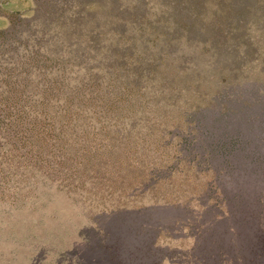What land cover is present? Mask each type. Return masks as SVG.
I'll return each instance as SVG.
<instances>
[{
	"label": "trees",
	"instance_id": "16d2710c",
	"mask_svg": "<svg viewBox=\"0 0 264 264\" xmlns=\"http://www.w3.org/2000/svg\"><path fill=\"white\" fill-rule=\"evenodd\" d=\"M31 1L34 3L32 17L12 14L8 28L0 30L1 38L10 35L13 42L4 52L6 63L13 68L4 71L9 75L0 73V122L3 124L0 146L5 150L0 161L6 166L15 160L40 168L43 157L32 150L35 143L30 135L38 131L43 136V121L60 113L67 122L58 128L52 125L51 131L58 130L53 135L55 143L60 135L64 141L70 138V134L64 133L70 130L71 136L75 131L82 133L81 140L75 142L94 155L98 149L112 151L118 145L121 152L116 155L114 166L122 157L136 160L132 171L135 179L144 172L150 175L152 167H167L164 156L170 158V154H165L169 150L161 149L167 146L185 153V156L176 153L175 166L184 161L193 168L199 164L209 166V180L214 182L208 183V192L204 193L201 183L196 182L194 187H198L193 192L181 183L162 193L181 200L174 204L186 207L190 215L203 214V210L218 206L225 213L239 211L249 194L247 183H264V101L252 99L257 96L253 94L256 88L264 97V48L259 51L264 46V0L253 2L263 18L254 24L245 20L244 13L249 7L246 0ZM41 12L45 15V25L42 22L40 30L34 29L40 32L39 36L14 37L17 28L24 25L28 28ZM99 15L100 19L92 21ZM51 19H62V26L67 23V34L71 28L73 37L63 42L65 52L56 54L57 48L48 50L44 46L50 34L46 23ZM19 39H25L28 46L20 48ZM3 50L1 47L0 54ZM228 56L235 64L230 73L224 72V58ZM70 61L77 64L71 72L70 81L76 80L71 87L72 98H52L66 79L58 70L71 64ZM36 64L41 65L42 71ZM31 70L37 71L34 79L39 84L37 89L41 87L43 92L37 99L39 106H26L25 111L17 106L23 102L22 98L14 94L27 81ZM45 70L50 71L48 78L43 73ZM54 89L57 91L53 92ZM72 100H75L73 107ZM93 129L98 133L93 132L91 136ZM85 133L87 136H83ZM171 133L176 138L174 144ZM98 135L103 136L102 140ZM94 144L100 148L96 150ZM58 146L62 147L61 141ZM188 148H191L189 152ZM114 157L109 152L104 164L111 166ZM68 159L67 152L59 153L58 166L66 168ZM95 171L99 174L98 168ZM82 172L81 177L86 173ZM218 173L221 176L217 177ZM126 177L121 172L110 183L125 184ZM130 186L119 188L125 187L122 190L125 191ZM256 187L253 183V188ZM101 191L98 188L96 194H102ZM157 194L149 197L152 203L153 200L172 201L162 200L169 195L160 199ZM116 196V200L128 203L120 206L113 202L114 211L139 212L143 209L140 203L145 204L136 195ZM198 202L200 205L196 207ZM136 216L132 214L131 220L143 226V221L140 223ZM126 217L121 219L127 223ZM133 225L131 222L126 226L133 232ZM193 236L186 233L179 241L186 242ZM157 240L154 245L158 244ZM22 260L3 256L0 259L1 264H22Z\"/></svg>",
	"mask_w": 264,
	"mask_h": 264
},
{
	"label": "rangeland",
	"instance_id": "374dc122",
	"mask_svg": "<svg viewBox=\"0 0 264 264\" xmlns=\"http://www.w3.org/2000/svg\"><path fill=\"white\" fill-rule=\"evenodd\" d=\"M253 2L254 0H246V5L252 9V12L247 7L244 17L248 23L254 24L263 18ZM33 5L31 0H0V30L8 28L9 17L12 14L13 16L18 14L22 18L32 17ZM41 13L32 20L28 28L25 25L24 28H20L21 26L17 28L14 37L21 38L26 34L33 38L39 36L40 32L34 29L40 30L42 22L44 23L45 15ZM100 17V15L96 16L92 21L95 22ZM47 21L46 28L49 29L50 34L43 45L48 50L57 48L56 54L67 51L63 48L65 47L63 42H67L66 38L73 37L71 28L67 34L65 29H68L69 25L66 23V26H62V19ZM90 23L89 20L88 26ZM28 29L31 31L28 32ZM10 38V35L0 37V48L4 49L0 54L1 75L3 73L9 75L4 71L13 68L6 63L8 60L4 55L5 50L13 44ZM19 41H21L20 48L28 46L25 39ZM263 48L264 46H261L259 51H263ZM200 51L202 52L201 49ZM224 61V72L230 73L235 66L234 61L229 56L225 57ZM75 65H77L75 62H71L62 70H58L60 75H66V79L61 86L62 89L52 98L71 97V87L76 83V80L70 81ZM35 67L42 71L41 65L36 64ZM51 67L54 69L53 65ZM36 72L31 70L27 81H23L17 88L14 97L22 98L23 101L17 106L26 108L37 105L39 101L37 99L43 89L41 87L37 89L39 84L36 85L34 79L37 76ZM47 72L48 70L43 72L46 73V78L50 75V71ZM56 91L54 89L53 92ZM253 94H257L252 98L253 100L264 101L257 88L253 90ZM74 101L72 100V107ZM57 114L50 117L51 120L43 121L42 126L45 127L43 136H39L38 131L30 135L35 143L34 149H31L43 157L40 168H31L15 160L6 166L4 161H0V259L1 256L16 261L20 258L24 259L22 264H59L62 261L64 264H264V183L259 185L253 181L257 186L255 189L253 183H247L246 193L249 194L239 211L225 213L218 206L203 210V214L190 215L186 207L174 204L181 200L162 193L181 183L187 191L193 192L198 187H194L196 182L201 183V190L206 193L208 183L214 182V179L209 180V166L200 167L199 164L198 167L193 168L185 161L181 164L176 163L175 166L176 153L184 156L185 153L181 149L177 151L167 146L169 148H161L169 150L165 154H170V158L164 156L167 167H152L150 175L144 172L135 179L132 171L134 164H137L136 160L128 161L129 157H122V160L114 166L116 155L121 152V149L117 148L118 145L109 151L104 148L99 150L100 145L94 144L96 150L98 149L94 155L75 142L81 140L82 133L75 131L71 136L70 130L64 132L70 134V138L64 141L60 135L55 143L53 135L56 136L57 128L67 122L60 113ZM59 115L61 117H58ZM22 120L24 122L26 120L24 115ZM251 123L252 121L248 122V125ZM53 124L57 127V133L51 131ZM1 125L3 124L0 122V128ZM93 132L98 133L93 129L89 135L92 136ZM171 135L174 144L176 138L174 133ZM83 136H87V133ZM98 137L101 138L100 140L103 138L99 135ZM60 141L62 147L58 146ZM103 150L106 151L105 154ZM190 150L191 148L187 149L188 152ZM66 152L69 158L68 165L61 169L58 166L59 153ZM109 152L115 154L111 166L104 164ZM2 154H5V150L0 146V156ZM96 168L99 169V174L95 173ZM7 169V172L2 173ZM82 171L86 173L81 177ZM121 172L127 174L125 184L120 185L118 182L116 186L111 184L110 180L114 181ZM219 176L221 173L217 174V177ZM129 180L132 181L131 184H128ZM123 185L131 186L122 191L125 187H119ZM98 188H102V194H96ZM252 188L254 192L251 191ZM89 191L92 193L90 194ZM155 191L160 199L169 195L162 200L172 201L153 200L152 203L149 197L156 195ZM120 193L127 197L129 195L141 197L145 204L140 203L139 207L143 209L139 212L127 211V215L123 211L118 212V209L117 211L111 209L115 207L113 202H118L120 206L128 203L115 199ZM199 202L196 207H199ZM132 214H138L137 220L140 223L143 221V226L131 220ZM124 216H127V223L125 219H121ZM119 221L124 224L116 225ZM131 222L134 224L133 232L130 231V226H126ZM186 233L194 236L188 237L186 242H180L179 238ZM156 238L158 244L154 245Z\"/></svg>",
	"mask_w": 264,
	"mask_h": 264
}]
</instances>
